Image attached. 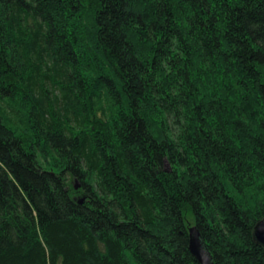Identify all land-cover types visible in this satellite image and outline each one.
Returning <instances> with one entry per match:
<instances>
[{
    "label": "trees",
    "instance_id": "1",
    "mask_svg": "<svg viewBox=\"0 0 264 264\" xmlns=\"http://www.w3.org/2000/svg\"><path fill=\"white\" fill-rule=\"evenodd\" d=\"M262 219L264 0H0V264H264Z\"/></svg>",
    "mask_w": 264,
    "mask_h": 264
},
{
    "label": "water",
    "instance_id": "2",
    "mask_svg": "<svg viewBox=\"0 0 264 264\" xmlns=\"http://www.w3.org/2000/svg\"><path fill=\"white\" fill-rule=\"evenodd\" d=\"M78 186H75L76 190ZM189 234V251L191 255L196 259L198 264H211L210 256L204 249L203 244L200 240V234L196 227H190L188 230ZM254 240L264 248V219L259 221L253 230Z\"/></svg>",
    "mask_w": 264,
    "mask_h": 264
},
{
    "label": "rangeland",
    "instance_id": "3",
    "mask_svg": "<svg viewBox=\"0 0 264 264\" xmlns=\"http://www.w3.org/2000/svg\"><path fill=\"white\" fill-rule=\"evenodd\" d=\"M50 160H51V159L48 158L47 161L49 162ZM72 185H73L74 187H75V186H78V188L76 189V191H78V190L80 189V185H79L76 181H73V182H72ZM77 196H79V195H77ZM79 198L81 199L82 197L79 196Z\"/></svg>",
    "mask_w": 264,
    "mask_h": 264
}]
</instances>
